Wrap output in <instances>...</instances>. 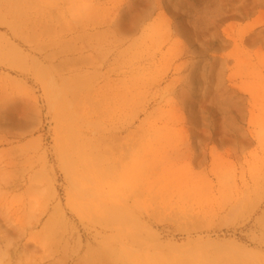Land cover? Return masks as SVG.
Wrapping results in <instances>:
<instances>
[{
  "label": "rangeland",
  "instance_id": "obj_1",
  "mask_svg": "<svg viewBox=\"0 0 264 264\" xmlns=\"http://www.w3.org/2000/svg\"><path fill=\"white\" fill-rule=\"evenodd\" d=\"M0 264H264V0H0Z\"/></svg>",
  "mask_w": 264,
  "mask_h": 264
}]
</instances>
